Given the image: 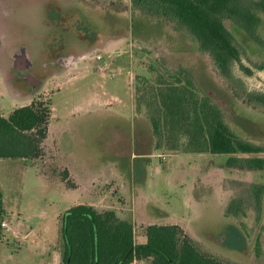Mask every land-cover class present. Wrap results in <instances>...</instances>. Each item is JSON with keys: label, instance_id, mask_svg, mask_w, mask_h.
<instances>
[{"label": "rangeland", "instance_id": "374dc122", "mask_svg": "<svg viewBox=\"0 0 264 264\" xmlns=\"http://www.w3.org/2000/svg\"><path fill=\"white\" fill-rule=\"evenodd\" d=\"M82 1L91 7H69L63 14V7L70 0H0L1 116L8 118L19 106L37 99L50 107L53 101L62 118L63 103L66 101L69 107L82 105L96 89V83L118 96L124 105L116 115L79 113L68 118L67 124L54 120L49 128L52 142L44 138L37 157L0 159L6 206L13 209V215L44 209L55 220L61 198L57 182L61 180L64 186L74 188L76 180L82 201L89 200L85 194L91 190L90 201L103 202V206H96L101 211L113 209L118 215L130 218L137 239L150 223L177 224L200 251L223 262L264 264V191L258 210L252 189L253 184L264 186V171L226 168L224 161L228 154H185L156 148L145 108L137 109L135 104L136 90L144 87L143 78L150 80L155 76L153 67L163 74L185 69L192 75L198 93L217 105L236 136L264 146V107L244 101L246 92L264 91V13H258L257 42L230 21H224L242 50L241 62L233 65V75L240 81H229L220 76L209 55L175 22L143 12L130 0L100 2L96 8L110 7L109 17L90 10L94 8V0ZM75 15L86 21L89 32L99 33L102 31L99 22L110 18L113 28L104 40L111 48L108 56L102 55L99 62L106 60L121 65L124 75L119 73L104 79L95 73L64 86L54 97L50 84L29 103L17 100L14 94L27 93L30 88L28 79L21 73L43 77L53 69L50 61H59L63 54L72 52L57 45V39L68 42L66 25ZM48 17L65 27H55ZM77 27L81 28V24ZM82 31L87 32L83 28ZM117 40L121 45L114 46ZM29 59L30 66L21 69ZM82 61L85 65L93 63V67L98 62L90 56ZM124 76L128 79L127 86ZM132 103L137 114L134 123ZM60 123L65 125L63 129L59 128ZM135 151L142 158L135 165V172H131L127 161L132 160ZM67 167L73 171L75 180L69 176ZM233 200L231 210L236 213L227 211ZM115 203L121 208L109 207ZM256 238L260 242L259 254L255 251ZM2 244L0 251L4 248ZM0 264L7 263L3 260Z\"/></svg>", "mask_w": 264, "mask_h": 264}, {"label": "trees", "instance_id": "16d2710c", "mask_svg": "<svg viewBox=\"0 0 264 264\" xmlns=\"http://www.w3.org/2000/svg\"><path fill=\"white\" fill-rule=\"evenodd\" d=\"M130 1L143 12L165 17L183 27L198 48L209 55L220 76L240 81L233 75V65L241 62L242 50L224 21H230L257 42L258 13H264V0ZM153 70L154 78H143V90H136L135 104L137 109L145 108L156 148L228 154L226 168L264 171V155H258L264 154V146L236 136L217 105L198 93L189 71L180 68L163 74L154 67ZM244 101L264 107V91L246 92ZM49 118V103L45 105L37 99L19 106L8 118L0 115V158L37 157ZM252 189L259 210L264 186L253 184ZM233 202L227 208L230 213H236L231 210ZM3 217L0 190V222ZM60 221V264H229L200 251L176 224L146 225V241L138 244L134 241L133 224L119 218L113 210L98 211L91 205L77 204L65 210ZM257 244L259 238L255 244L259 254Z\"/></svg>", "mask_w": 264, "mask_h": 264}, {"label": "crops", "instance_id": "0c3cea01", "mask_svg": "<svg viewBox=\"0 0 264 264\" xmlns=\"http://www.w3.org/2000/svg\"><path fill=\"white\" fill-rule=\"evenodd\" d=\"M103 0H94V8L90 10H96L98 12H103V14H108L110 16V7L107 8L102 7L98 8V4ZM75 6L82 7L84 9H89L91 6L90 4H85L82 0H70L65 7H63V11L61 13L66 14V9L71 7L74 8ZM97 7V8H96ZM106 10V11H105ZM108 11V12H107ZM49 13H47L48 16ZM70 14V13H69ZM105 17V15H103ZM116 19V18H114ZM48 21L50 24L54 25L55 27H65L64 25H59L55 21H52L48 17ZM109 22V24H105V22ZM101 33L99 32H89V28L86 29V21L82 18H79L75 15L74 19L66 25L65 32H68L69 38L66 40L57 39V45H61V48L67 49L69 53L63 54L61 60L50 61L49 66H52L51 72L43 77L35 78L32 75L25 76V74L21 73L22 77L26 78L29 77L27 80L30 88L27 93L24 94H14L19 101H29L34 98L38 93L41 91H45L48 89L47 86L50 84L51 90H54V95L60 91L61 88L64 86H68L77 80H82L88 78L89 76H94L95 73H98L102 78H108L109 75L114 76L116 74L119 75L123 73V67L121 65L108 62L104 60L103 62H99L102 58V55L108 56V51L110 50L111 46L109 43L104 40L105 37L109 36L111 31L109 29L113 26L111 24L110 18L105 19L103 18L99 23H101ZM76 23V24H75ZM78 23V24H77ZM81 24V28L77 26ZM82 28L87 30V32L82 31ZM111 28V29H112ZM98 39H95L97 38ZM116 39V38H115ZM56 40V41H57ZM114 41V40H113ZM115 45H121L120 41H115ZM120 43V44H119ZM75 45L76 47H74ZM111 45V44H110ZM115 49V48H114ZM90 56L91 58L97 60L96 67H93V63L85 65L84 61H82L83 57ZM97 56H99L97 58ZM31 64L30 59L29 62L21 66V69H25L29 67ZM47 66L44 65V68ZM106 71V73H105ZM83 73V74H82ZM125 84L127 86V77L124 76ZM92 85V84H91ZM94 92L90 94L88 98L82 103V105H74L72 107L67 106L68 103L65 101L63 104V113L64 117H60L57 113V109L53 105V101L50 107V118L48 121L47 132H46V141L51 139L49 138V128L51 127L52 122L55 121H63L68 123V118L72 119V116L79 113H87V114H114L116 112H120L124 105L122 100L113 94H109L105 91V88L102 86H97L95 84ZM56 92V93H55ZM117 104H115V103ZM114 103V104H113ZM120 103V104H119ZM131 114L133 116V123L137 119L136 117V108L135 105L132 103L130 106ZM119 116V115H117ZM72 121H76L75 119ZM136 125V124H135ZM65 125L60 123L59 128L63 129ZM135 144V143H134ZM136 154L131 156L132 160L127 161V165L129 166V170L135 172L136 164L138 161L141 160L142 155L135 151ZM138 153V155H137ZM187 154V153H185ZM1 159V158H0ZM61 166V165H59ZM64 166V165H63ZM68 168V167H67ZM116 168V167H115ZM69 170V176L72 179H76V176L72 173L73 171ZM43 174V173H42ZM46 180H48V176L44 173L43 175ZM76 187L68 188L64 186V182L59 180L57 183L60 189V196L61 198L58 199L60 202V207L54 213L56 217L55 220H51L52 215L47 213L44 209H40L38 213H22L17 212L16 215H13L11 207L6 206V199L4 196L3 186L0 181V190L2 193V207L4 210V217L2 218L7 222V226L5 229H2L0 232V244L3 245V249L0 251V261L5 260L7 264H60L61 260V248H62V239H61V214L67 210L69 207L77 204H87L93 206L96 210L101 211L100 208L96 206L102 204L99 200L96 202L90 201V193L89 190L86 191V195H89V200L82 201V195L79 192V186L77 181H74ZM51 184V182L49 181ZM55 183V184H57ZM113 206H109L115 209H119L118 205L112 204ZM113 210V209H111ZM17 211V210H16ZM104 211V210H102ZM116 215L124 220L131 222L130 218L127 216H120L118 215V211L113 210ZM35 218V219H32ZM133 224V222H131ZM152 224V223H150ZM177 225V224H176ZM134 227V226H133ZM134 241L138 244L145 243L146 237L144 231H141L140 236H135L134 230ZM7 257V260L5 259ZM10 260V263L8 262ZM133 264V263H132Z\"/></svg>", "mask_w": 264, "mask_h": 264}, {"label": "built area", "instance_id": "2783aa9c", "mask_svg": "<svg viewBox=\"0 0 264 264\" xmlns=\"http://www.w3.org/2000/svg\"><path fill=\"white\" fill-rule=\"evenodd\" d=\"M99 56H97V58H98ZM6 226H7V222L5 221V220H1V222H0V228H1V230L2 229H5L6 228Z\"/></svg>", "mask_w": 264, "mask_h": 264}, {"label": "flooded vegetation", "instance_id": "af4514ba", "mask_svg": "<svg viewBox=\"0 0 264 264\" xmlns=\"http://www.w3.org/2000/svg\"><path fill=\"white\" fill-rule=\"evenodd\" d=\"M27 79H29V77H26Z\"/></svg>", "mask_w": 264, "mask_h": 264}]
</instances>
